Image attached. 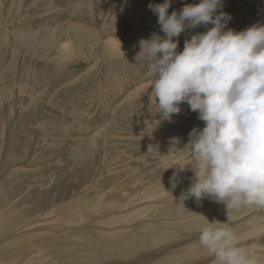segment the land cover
<instances>
[{"label":"rangeland","instance_id":"obj_1","mask_svg":"<svg viewBox=\"0 0 264 264\" xmlns=\"http://www.w3.org/2000/svg\"><path fill=\"white\" fill-rule=\"evenodd\" d=\"M124 1L0 0V239L16 231L21 234V230L31 229L26 227L27 224L38 223L50 227L48 234L54 231V237L61 241L64 237L55 231L58 224L53 223L55 215L62 223L68 222L59 223V227H69L70 222L73 228L85 225L84 229L78 230L85 232L89 229L86 225L90 219L124 211L121 208L127 207L132 200L136 202L129 206L142 203L139 194L146 193L148 186L152 187L150 191L163 188L161 198L157 200L171 195L172 200L157 203L162 210L159 212L156 205L143 222L155 219L148 223L158 225L162 220L176 227L186 224L188 231L200 232L197 225H203L202 221L223 211L232 220L229 216L218 220L228 224L249 220L252 213H264V208L255 205L227 210L224 204L209 198L199 203L189 198L181 206L178 203L180 191L193 177L188 169L181 178L180 172V183L175 189L163 183L166 178L173 177L177 171L175 166L189 162L182 149L188 142L189 132L196 127L203 128L204 123L186 103L181 105V112L174 115L171 122L161 120L155 114L151 77L146 64L136 62L135 57L139 51V39L150 38L154 32L163 35L158 16L148 5L162 4L164 0H129L132 7L127 0ZM193 2L199 3V0H171L169 14ZM222 5L218 11L232 17L227 25L229 28L243 29L247 22V25L264 24V0H224ZM64 21L95 30L80 36L69 33V39L64 29L58 37L52 35L53 29L59 30ZM203 31H206L204 26L186 30L178 38V51L183 50L185 39ZM131 34L137 38H130ZM48 37L51 44L42 49L41 45ZM63 45H67V50L62 54ZM114 45L123 49L114 51ZM128 47L136 49L125 51ZM100 172L102 177L98 176ZM100 195L104 197L103 202H98L102 205L98 206L101 215L96 214L98 208L96 205L95 210L92 202ZM42 215L49 217L43 216L42 220ZM74 220H77L76 224ZM151 227L144 228L145 232L137 238L136 244L153 239L155 235H149L154 231ZM65 232L68 231L62 233ZM53 238V244L49 245L50 257L53 255L62 261L78 255L86 256L84 250L69 254L66 252L67 242L55 244ZM178 238L185 237L179 235ZM76 244L81 247L80 243ZM63 246L65 249L62 250ZM41 247L43 251L48 249ZM25 253L21 250L18 254L25 257ZM43 256L45 259L48 254ZM32 258L34 262L31 264L42 263L37 254ZM95 258L84 259L82 264L85 261L84 264H101L104 260L103 256L101 260Z\"/></svg>","mask_w":264,"mask_h":264},{"label":"clouds","instance_id":"obj_2","mask_svg":"<svg viewBox=\"0 0 264 264\" xmlns=\"http://www.w3.org/2000/svg\"><path fill=\"white\" fill-rule=\"evenodd\" d=\"M170 6L171 0L148 5L163 35L141 38L135 59L146 64L161 120L171 122L186 103L204 123L189 132L182 149L189 162L175 166L171 178L175 189L180 172L193 173L178 203L209 198L227 210L264 208V24L227 27L232 17L218 11L222 0H199L169 14ZM200 26L206 31L178 51L180 35ZM198 239L217 264H264L255 244L242 243L226 221L208 220Z\"/></svg>","mask_w":264,"mask_h":264},{"label":"bare ground","instance_id":"obj_3","mask_svg":"<svg viewBox=\"0 0 264 264\" xmlns=\"http://www.w3.org/2000/svg\"><path fill=\"white\" fill-rule=\"evenodd\" d=\"M124 1V0H123ZM131 1V0H130ZM129 0H127V4L131 6V2ZM224 1V0H222ZM22 2V1H21ZM125 2V1H124ZM194 3V2H193ZM195 4V3H194ZM66 5V4H65ZM71 6V5H70ZM43 7V6H42ZM111 8V7H110ZM114 10V8H111V10ZM263 9V8H262ZM118 12V11H117ZM135 13V12H134ZM119 14L121 15L120 11ZM105 15V14H104ZM135 16H138L136 13L134 14ZM262 16V15H261ZM119 18V17H118ZM260 18V17H259ZM264 18V17H262ZM261 19V18H260ZM248 21V20H247ZM256 21V18L255 20ZM258 22V21H257ZM62 23V22H61ZM241 23V22H240ZM246 23V22H245ZM248 23V22H247ZM243 24V26H245L243 29H239L236 31H242L245 28L250 27L251 25H247ZM253 22H251L252 24ZM249 24V23H248ZM262 24V23H261ZM142 26V25H141ZM140 27V26H139ZM143 28V27H142ZM242 28V27H241ZM65 30L66 32V38L69 39V33H72L74 36H80L83 35L85 32H93L95 29L89 30L88 28H86L85 26L83 27L82 25H74L72 23H66L64 21V23H62L61 27L59 28V30L57 29H53L54 31H52V35H54L55 37H58V34L60 31ZM138 30V27L136 28ZM141 29V28H140ZM139 29V30H140ZM135 31V30H134ZM144 31V30H143ZM142 33V32H141ZM185 33V32H183ZM182 33V34H183ZM133 34V32H132ZM130 36V38H137L134 35ZM49 35V34H48ZM142 35V34H141ZM50 36V35H49ZM51 40L53 41L54 39L51 37ZM140 40V39H139ZM117 43V42H115ZM44 45H41L42 49H45V45L47 44V48L50 46L51 42L49 41V37L46 39H44L43 43ZM114 51H120L123 48L119 49L118 45L116 47ZM118 49V50H117ZM136 47H128L125 48V51L128 50L129 52H132L133 50H135ZM67 50V45H63L61 47V51L62 54L65 53ZM44 51V50H43ZM71 55V54H70ZM69 55V56H70ZM110 65V64H109ZM116 73V72H115ZM109 74V73H108ZM119 75V74H118ZM121 75V74H120ZM122 76V75H121ZM124 77V76H123ZM84 78V77H83ZM122 78V77H120ZM125 78V77H124ZM81 79V78H80ZM124 80V79H123ZM114 81H118V80H114ZM76 82V81H75ZM113 82V81H112ZM118 83V82H117ZM25 89V88H24ZM3 91V90H2ZM1 91V93H2ZM3 94V93H2ZM6 94V92H5ZM10 94V93H9ZM9 96V95H8ZM7 97V96H6ZM2 100V99H1ZM1 102V101H0ZM5 102V101H4ZM7 104V103H5ZM1 105V104H0ZM31 112V111H30ZM48 124V123H47ZM43 126V125H42ZM49 128V127H48ZM48 130V129H47ZM50 130V129H49ZM48 130V132H49ZM82 130V129H81ZM46 131V130H45ZM83 133V132H82ZM97 134V133H96ZM86 136V135H85ZM9 138V137H8ZM15 139V138H14ZM49 140V139H48ZM13 141V140H12ZM77 142V141H76ZM97 143V141H95ZM89 143V142H88ZM184 143V142H183ZM85 144V143H84ZM120 146V145H119ZM52 149V148H51ZM108 150V149H107ZM80 151V150H79ZM93 151V150H92ZM12 152V151H11ZM90 152V151H89ZM109 152V150H108ZM101 153V152H100ZM114 153V152H113ZM3 154V153H2ZM9 154V153H8ZM15 154V153H14ZM28 154V153H27ZM185 154V153H184ZM184 154L182 156H184ZM68 155V154H67ZM88 155V154H87ZM101 155V154H100ZM26 156V155H25ZM34 156V155H33ZM181 156V157H182ZM2 157V156H1ZM9 157V156H8ZM52 157V156H51ZM120 157V156H118ZM183 158V157H182ZM55 159V158H54ZM106 159V158H105ZM177 159V158H176ZM92 160V159H91ZM90 160V161H91ZM114 160V158H113ZM116 160V159H115ZM120 160V159H119ZM183 160V159H182ZM9 161V160H8ZM49 161V160H48ZM89 161V162H90ZM185 161V160H183ZM188 161V160H187ZM185 161V163L187 162ZM59 162V161H58ZM107 162V161H106ZM111 162V161H110ZM131 162V161H130ZM177 162V161H176ZM120 163V162H119ZM112 164V162H111ZM8 165V164H7ZM61 165V164H60ZM135 165V164H134ZM11 166V165H10ZM14 166V165H13ZM76 166V165H75ZM105 166V165H104ZM102 166V167H104ZM110 166V165H109ZM131 166V165H130ZM106 167V166H105ZM122 167V166H121ZM21 168V167H20ZM28 168V167H27ZM45 168V167H44ZM126 168V167H125ZM131 168V167H129ZM36 169V168H35ZM60 169V168H59ZM187 169V168H186ZM185 169V172L187 171ZM32 170V169H31ZM54 170V169H53ZM78 170V169H77ZM104 170V168H103ZM135 170V169H134ZM190 170V169H188ZM7 171V170H6ZM50 172V171H49ZM75 172V171H74ZM133 172V171H132ZM60 173V172H59ZM126 173V172H125ZM129 173V172H128ZM135 173V172H133ZM184 171L182 172V174H180V178L183 175ZM104 174V173H103ZM118 174V173H117ZM31 175V174H30ZM55 175V174H54ZM57 175V174H56ZM102 173L100 172L98 174V176H101ZM137 175V174H135ZM8 176V175H7ZM51 176V175H50ZM102 177V176H101ZM36 178V177H35ZM42 178V177H41ZM60 178V177H59ZM96 178V177H95ZM99 178V177H98ZM172 178V177H171ZM171 178L167 179L166 178V184H170L171 183ZM180 178H179V183H180ZM15 179V178H14ZM10 180V179H9ZM40 180V179H38ZM147 180V179H145ZM54 181V180H53ZM96 181V180H95ZM189 183L184 184L183 188L181 189L183 192L185 191V189L187 187L190 186L191 182H192V178H189L188 180ZM6 183V182H5ZM60 183V182H59ZM28 184V183H27ZM70 184V183H69ZM105 184V183H104ZM118 184V183H117ZM86 185V184H85ZM170 185H167V187H170ZM61 186V185H60ZM95 186V185H94ZM98 186V185H97ZM161 186V185H160ZM19 187V186H18ZM29 187V186H28ZM39 187V186H37ZM93 187V186H92ZM167 187L164 186L165 190L167 191ZM46 188V187H45ZM149 188V186L147 187V189ZM152 188V187H150ZM150 188L147 190L145 189L146 193H140V204H137L136 207L134 206H129L131 204H133L134 202H136L135 200H132L128 206H124L121 209H125L124 211H119V212H115V213H109V214H105L100 216L97 219H90L88 222V225H86V227H89V229H87L88 231H78L80 229H84L85 225L83 226H78V228H76V226L70 227V222L68 224L69 227L67 226H63V227H59V223L61 224L62 221L59 219V217H57L58 215L51 216L53 218V223L54 225L57 224L56 227L55 226V231L57 232H61L60 235H62V237H64L61 241H58L55 237L54 234L55 232L53 231L54 226H52L53 228V232L51 234H53L52 236L57 240H54V238L51 236V234H48V231H50V227H44V226H39L38 223L37 224H33V225H29L27 224V228H29L28 226L31 227L30 230H21V234H18V231L15 232V234H10L8 236H5L4 238L0 239V264H31L34 261H31V258L37 254L38 258H41L42 262L41 264H82V261L84 259L90 260V258L95 257V259L97 260H101V257L103 256L104 260L103 262H101V264H217V262L209 255V253L207 252V250L205 248H203L200 244H199V232L197 231H188L186 229V224L185 225H180L178 224V226L180 225V227H176L174 225H170L168 223H163L162 220L161 222H159L158 225L153 224V223H148L151 221H146L143 222V219H146V215L147 213L156 208L157 203L161 204V203H167L169 202V200L171 199V196L162 200L159 199L157 200V198H161V192L163 190V188H160L158 190H152L150 191ZM24 189V188H23ZM28 189V188H27ZM173 190V189H172ZM48 190H46L47 192ZM144 191V190H143ZM25 192V191H24ZM66 193V192H65ZM110 193V192H109ZM176 193V192H175ZM29 194V193H28ZM22 195V194H20ZM48 195H50L48 193ZM163 195V194H162ZM168 195V194H167ZM117 196V195H116ZM48 197V196H47ZM166 197V196H165ZM48 199V198H47ZM53 199V198H52ZM114 199V198H113ZM138 199V198H137ZM149 199H153L152 202H148ZM172 200V199H171ZM27 201V200H26ZM38 202V200H36ZM41 201V200H40ZM49 201V200H48ZM73 201V200H72ZM104 201V197L102 195L95 197V199L92 200L93 202V208L96 207L97 205V212L96 214L101 215V212L99 210L98 207L100 205H98V202H103ZM127 201V200H126ZM48 203V202H47ZM171 203V202H170ZM176 204V203H175ZM108 205V204H107ZM26 206V205H25ZM40 206V205H39ZM46 206V205H45ZM102 206V205H101ZM122 206V205H121ZM159 207V212L162 210L160 209L161 207L159 205H157ZM176 207V206H175ZM95 209V208H94ZM120 209V210H121ZM177 209V208H175ZM174 209V210H175ZM262 209V208H261ZM55 210V209H54ZM96 210V209H95ZM173 210V208H172ZM235 210V209H234ZM64 211V210H63ZM94 211V210H93ZM157 211V212H158ZM49 212V211H48ZM65 212V211H64ZM53 213V212H51ZM51 213H47L51 215ZM67 213V212H66ZM76 213V212H75ZM14 214V213H13ZM253 216L251 217V215L249 216V220H244L243 222L240 221H235V222H230L229 225L231 227H233L237 233L240 236L241 242L248 244V243H252L255 244L257 251L261 254L264 255V213L262 212L261 214H256V213H252ZM49 215L45 216L42 215L40 219L44 217H49ZM64 215V213H63ZM230 215L227 212H221L219 213V215L215 214L213 215L211 218L206 219V221H202L204 222V224L206 225L209 221H212L213 219L218 220L220 217L225 218ZM231 216L233 217V215L231 214ZM247 216V215H246ZM33 217V216H32ZM63 217V216H61ZM69 217V216H68ZM67 217V218H68ZM76 217V216H75ZM82 217V216H81ZM166 217V216H165ZM240 217V216H239ZM1 218V217H0ZM74 218V217H73ZM151 218V217H150ZM160 218V217H158ZM231 218V217H230ZM228 218V219H230ZM236 218V217H235ZM233 218V220L235 219ZM39 219V220H40ZM45 219V218H44ZM166 218H164L165 220ZM174 219V218H173ZM244 219V218H242ZM246 219V218H245ZM248 219V218H247ZM6 220V219H5ZM33 220V219H32ZM35 220V219H34ZM43 220V219H42ZM48 220V219H47ZM51 221V219H49ZM64 220V219H62ZM78 220V219H77ZM76 220V222H77ZM83 222L84 218L82 217L81 219ZM86 220V219H85ZM187 220V219H186ZM185 220V221H186ZM232 220V218L230 219ZM228 220V221H230ZM241 220V219H240ZM27 221H30L27 219ZM41 221V220H40ZM70 221V220H69ZM72 221V220H71ZM88 221V220H87ZM24 222V220H23ZM49 222V221H48ZM47 222V223H48ZM66 224L67 221H63ZM75 224V220L73 221ZM80 222V221H79ZM156 222V221H155ZM192 223H194V221H191ZM238 222V223H237ZM7 223V222H6ZM9 223V222H8ZM28 223V222H27ZM30 223V222H29ZM41 222H39L40 224ZM44 223V221L42 222ZM50 223V222H49ZM48 223V224H49ZM52 223V221H51ZM68 223V222H67ZM188 223V222H185ZM26 224V223H25ZM195 225H197V223H194ZM203 224V223H202ZM197 225V229H201V227L205 226V225ZM45 225V224H44ZM188 225H190L188 223ZM5 226V225H4ZM13 226V225H12ZM23 226V224H22ZM158 227L160 230H156L153 227ZM185 226V227H184ZM21 227V226H20ZM95 227V228H93ZM151 227V229H153V232H149V235H155L153 237L152 240H144L141 241V243L136 244V240L137 238H139L140 236L143 235L144 228H148ZM26 228V229H27ZM151 229H148L151 230ZM161 229H164V232L161 231ZM19 230V229H18ZM194 230V229H193ZM15 231V230H14ZM13 231V232H14ZM64 231H68L67 233H62ZM199 231V230H198ZM57 234V233H56ZM184 236L185 238L181 239L178 238V236ZM57 236V235H56ZM59 236V234H58ZM158 236V238H156ZM3 237V236H2ZM53 238V241L56 242H61V243H66L68 250L66 252L73 253L77 250H84L86 256H82V255H78V257L76 258H69L68 260L64 259V260H60L59 257H55L53 258V255L50 257V254H52V252H50V244L52 243L51 240ZM61 238V236H60ZM82 242V243H81ZM76 243H80L79 245H81V247H77ZM53 244V243H52ZM60 244V243H59ZM61 245V244H60ZM63 245V244H62ZM41 246H46L48 249H46L45 251H43L41 248ZM116 246V247H114ZM59 247V246H58ZM40 248V249H39ZM53 249V248H51ZM58 249V248H57ZM61 249H65L64 246L63 248L61 247ZM60 249V250H61ZM26 251V255L24 257L23 255L18 254L20 251ZM38 250V251H37ZM54 250V249H53ZM59 250V249H58ZM102 250V254H99V252ZM56 251V249H55ZM65 252V251H64ZM91 252H94L93 254H91ZM55 253V252H54ZM81 253V252H80ZM35 254V255H34ZM45 254H48L47 257L44 256ZM32 255V256H31ZM98 255H102V256H98ZM72 256V255H71ZM62 258V257H61ZM102 258V259H103ZM63 259V258H62ZM76 259V261H75ZM23 260V261H22ZM33 260V258H32ZM37 260V258L35 259ZM18 261H21L22 263H19ZM85 261V262H86ZM84 262V263H85ZM90 262V261H89ZM100 262V261H99ZM98 262V263H99ZM37 263V261H36ZM39 263V262H38ZM83 263V264H84ZM92 263V262H91ZM95 264V263H94Z\"/></svg>","mask_w":264,"mask_h":264}]
</instances>
